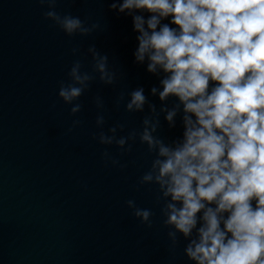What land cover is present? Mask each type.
Listing matches in <instances>:
<instances>
[{"label":"clouds","instance_id":"clouds-1","mask_svg":"<svg viewBox=\"0 0 264 264\" xmlns=\"http://www.w3.org/2000/svg\"><path fill=\"white\" fill-rule=\"evenodd\" d=\"M47 6L43 17L67 36H90L100 28L79 16L56 11L58 0H39ZM110 10L132 18L138 46L137 64L159 78L157 111L143 87L127 93L128 113L149 114L141 130L124 132L116 123L103 130L105 104L99 95L93 139L113 144L124 156L137 138L153 155L138 188L156 186L155 203L168 229L169 251L175 252L180 237L187 241L184 255L193 264H264V0H112ZM168 21V22H164ZM75 56L79 47L72 48ZM92 71L76 59L59 84L58 96L73 105L70 115L81 112L74 103L97 79L105 86L116 83L109 57L95 44L87 48ZM174 99L171 106L168 101ZM125 101L122 92L115 101ZM169 128L180 115L182 136L166 141L157 135L160 114ZM82 123L76 119L68 132ZM101 159L107 166L126 164L105 148ZM141 224L152 227L154 213L126 201Z\"/></svg>","mask_w":264,"mask_h":264}]
</instances>
